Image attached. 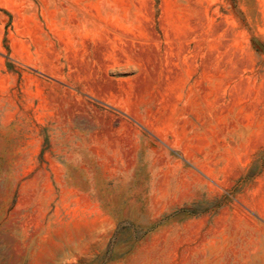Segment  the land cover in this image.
Returning <instances> with one entry per match:
<instances>
[{
	"label": "rangeland",
	"instance_id": "rangeland-1",
	"mask_svg": "<svg viewBox=\"0 0 264 264\" xmlns=\"http://www.w3.org/2000/svg\"><path fill=\"white\" fill-rule=\"evenodd\" d=\"M264 0H0V264H260Z\"/></svg>",
	"mask_w": 264,
	"mask_h": 264
},
{
	"label": "crops",
	"instance_id": "crops-1",
	"mask_svg": "<svg viewBox=\"0 0 264 264\" xmlns=\"http://www.w3.org/2000/svg\"><path fill=\"white\" fill-rule=\"evenodd\" d=\"M259 213L264 218V210L259 211ZM260 264H264V245L261 253Z\"/></svg>",
	"mask_w": 264,
	"mask_h": 264
}]
</instances>
